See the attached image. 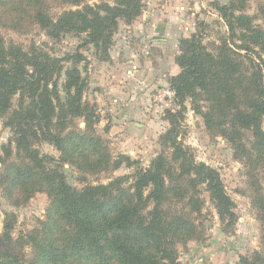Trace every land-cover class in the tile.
<instances>
[{"label": "trees", "instance_id": "obj_1", "mask_svg": "<svg viewBox=\"0 0 264 264\" xmlns=\"http://www.w3.org/2000/svg\"><path fill=\"white\" fill-rule=\"evenodd\" d=\"M60 1L76 7L85 2ZM142 1L84 5L53 19L48 0H0V27L21 33L37 26L50 38L84 36L82 46L106 54L118 21L131 23ZM247 1L213 5L226 30L211 48L196 35L179 41V73L169 81L175 108L163 113L168 128L146 168L127 156L113 157L97 133V108L85 99L87 82L76 66L82 54L51 58L0 35V120L11 133L1 150L0 189L15 208L37 193L48 200L44 218L16 238L15 216L5 215L3 238L16 254L0 248V264H181L179 246L202 233L201 190L219 220L233 226L234 203L220 175L197 163L180 140L188 100L207 132L229 144L251 187L260 248L238 264H264V10L256 23L244 11ZM62 62L73 65L63 71ZM41 143L53 144L58 158L41 153ZM64 164L75 169L81 187L67 182ZM123 164L135 171L91 183Z\"/></svg>", "mask_w": 264, "mask_h": 264}, {"label": "rangeland", "instance_id": "obj_2", "mask_svg": "<svg viewBox=\"0 0 264 264\" xmlns=\"http://www.w3.org/2000/svg\"><path fill=\"white\" fill-rule=\"evenodd\" d=\"M229 1L143 0L141 14L131 23L118 21L106 54L92 45L82 46L84 36L65 33L58 38H50L37 26H27L21 33L0 27V35L6 41L26 49L36 47L51 58H64L77 52L82 54L84 60L76 66L87 82L85 99L97 108V133L107 142L113 157L124 155L138 163L140 168H146L161 150L158 139L168 128L163 116L165 110L151 104V95L156 88L169 87L170 78L179 73L175 57L179 54L181 39L196 35L201 37L202 44L210 48L212 43H217L220 34L226 29L213 5H225ZM101 3L113 5L114 0H85L77 7L63 4L60 0H48L47 12L56 19L63 12ZM263 10L264 0H248L245 3V13L253 17L256 23L261 22ZM137 61L141 67L148 65L147 70L154 74V82L137 80L132 65ZM72 65L71 62L61 63L63 71ZM175 67L176 74L170 75ZM62 78L63 75L59 83ZM124 93H129L128 101ZM131 100L137 103L133 112H142L145 122L130 117L129 125H122L121 114ZM138 100H142L144 105ZM184 106L185 111L180 120V140L190 149L197 163H203L218 172L234 203L235 220L233 226L223 224L210 204L207 193L201 190L204 201L200 217L202 233L197 240L179 246L178 260L181 264H238L240 256L249 255L260 248V226L256 218L257 210L250 198L251 187L247 186L242 165L234 159L229 144L207 132L201 116L194 113L189 100ZM135 122L140 126H133ZM80 127H83L82 123ZM10 139L11 133L2 127L0 120V156L2 147L7 146ZM37 148L55 159L59 156L53 144L41 143ZM62 169L69 184L81 187L75 169L67 164ZM134 171L123 164L115 172L92 177L90 181L94 185L105 184L109 181L108 177L130 175ZM47 204V196L37 193L26 205L15 208L9 205L0 189V237L4 240L5 215L15 216L12 236L16 238L30 231L44 218Z\"/></svg>", "mask_w": 264, "mask_h": 264}, {"label": "crops", "instance_id": "obj_3", "mask_svg": "<svg viewBox=\"0 0 264 264\" xmlns=\"http://www.w3.org/2000/svg\"><path fill=\"white\" fill-rule=\"evenodd\" d=\"M138 62L139 61H137L135 64H132L133 65V68L135 69V75H136L137 80H139V81L144 80L145 82H154V78H153L154 77V74L147 70L148 65L141 67L140 66V63H138ZM176 72H177V69L175 67V69L173 70V73L170 74V75H174V74H176ZM130 78H126V80H128ZM128 84H132V82H129ZM128 95H129V93H124L125 99H127L126 101H128ZM141 98L142 97H140V99ZM130 103H132V106L130 105ZM139 103L142 106L144 105V102H142V100H140ZM136 104H137L136 101L133 102L132 100L127 103L126 108H124V110H123V112L121 114L120 124H122V125L127 124L128 121H129V119H130V117H134V120H136V121L145 122V119H144L145 117H144V115H143L142 112L141 113L140 112H137V111L136 112H133L134 111V108L136 107ZM138 124H139L138 122H135L132 125L135 126V127H139L140 125H138ZM128 125H129V123H128Z\"/></svg>", "mask_w": 264, "mask_h": 264}, {"label": "built area", "instance_id": "obj_4", "mask_svg": "<svg viewBox=\"0 0 264 264\" xmlns=\"http://www.w3.org/2000/svg\"><path fill=\"white\" fill-rule=\"evenodd\" d=\"M151 104L161 110H171L175 108V93L168 86L154 89L151 95Z\"/></svg>", "mask_w": 264, "mask_h": 264}, {"label": "water", "instance_id": "obj_5", "mask_svg": "<svg viewBox=\"0 0 264 264\" xmlns=\"http://www.w3.org/2000/svg\"><path fill=\"white\" fill-rule=\"evenodd\" d=\"M0 248L7 249L12 252L10 245L0 237Z\"/></svg>", "mask_w": 264, "mask_h": 264}]
</instances>
